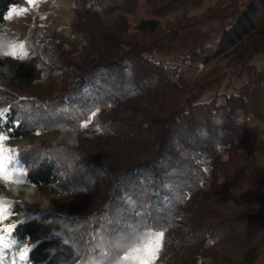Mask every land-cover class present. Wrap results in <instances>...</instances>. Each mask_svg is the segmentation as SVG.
Returning <instances> with one entry per match:
<instances>
[{
    "label": "trees",
    "instance_id": "trees-1",
    "mask_svg": "<svg viewBox=\"0 0 264 264\" xmlns=\"http://www.w3.org/2000/svg\"><path fill=\"white\" fill-rule=\"evenodd\" d=\"M206 1L71 0L80 20L72 25L76 42L99 54L80 66L59 58V37L36 31V45L23 42L51 67L36 58L38 76L17 77L23 87L51 77L49 71L78 73L57 95L0 85L5 154L10 149L13 167L27 169L16 183L0 180V201L14 213L0 229L17 226L10 229L17 243L1 256L6 264L23 245L31 249L25 264H120L158 232V263L264 264V139L249 124L250 116L264 120V65L254 61L264 53V0H215L201 13L161 22ZM27 5L0 0V44L14 36L8 10ZM139 7L145 13L136 38H126V17ZM101 14L114 17L112 24ZM212 61L207 72L191 73ZM6 69L0 55V76ZM49 133L57 136L35 142ZM70 135L104 145L118 138L132 150L123 161L112 153L89 157ZM12 187H50L73 197L99 187L101 200L63 212L4 195Z\"/></svg>",
    "mask_w": 264,
    "mask_h": 264
},
{
    "label": "rangeland",
    "instance_id": "rangeland-1",
    "mask_svg": "<svg viewBox=\"0 0 264 264\" xmlns=\"http://www.w3.org/2000/svg\"><path fill=\"white\" fill-rule=\"evenodd\" d=\"M214 1L215 0L206 1L203 7H190L187 9H182L181 11L175 13H171L161 18V22L166 23L168 21H176L185 12L189 15L201 13L209 4H212ZM27 3L29 5L22 7H11L8 10L9 12L13 8H15L20 11V14H13L11 19H6V26L14 32V36L11 39H8L0 44V55L4 58L7 67L5 74L3 76H0V85H5V87L7 88H19V92L35 93L41 90L39 94L46 93L45 95H47L53 93L52 95H57L58 93L62 92V90L73 80L78 71L67 68L63 71H55V76L52 75L53 71H49L48 75H51V77L42 82H36V85L34 87H23L17 77H25L28 81H31L32 79H34V77H37L39 68L36 62V58L40 60L41 65L49 66V64H46L48 60L41 59L39 55L37 56L35 51L34 56L28 53L24 47L23 42L25 43V41L27 42L31 40V45H36V31H38L40 35H43L45 37H59L65 41V43L59 44L62 47L61 55L59 56V58H61V60H73V65L75 64L78 66L83 64L82 58L84 59L86 56L98 57L99 54L95 51L94 46L89 47L88 45H83V43L76 42L77 40L73 35L74 31L72 25L75 24L78 26L80 20L76 17V11L73 8L71 0H27ZM29 6L33 9L31 10ZM144 13L145 9L143 7H139V10L135 15H127V21L125 22L123 28L126 38H130L133 36L134 38H136L137 32L134 27L136 22L141 18V15ZM113 18L106 14H101V19L104 20V23L106 25L110 23L112 24V21H114ZM120 24L116 27L120 28ZM27 48L29 47L27 46ZM153 53H156V51L154 50ZM254 61L256 64L264 65V53L256 56L254 58ZM224 63L225 61H219L220 66L224 67ZM57 64L58 67H60V62H58ZM213 65V61L209 64L198 62L191 70V73H194V76H196L197 74H203L207 72ZM50 69L51 67L49 66V70ZM227 82H230L231 84V81H229L228 77H225L223 79V83L226 84ZM234 83L237 84L238 80L235 79ZM140 105L145 106L146 102H142ZM116 113H121L119 107L115 109L114 114ZM123 115L127 116L128 114L124 113ZM135 119L142 120L140 115L136 116ZM249 124L253 136L256 138L264 139V120H259L254 118L253 116H250ZM56 136L57 135L55 133H49L44 137H41L43 139H36L35 142L40 144V142H45L47 140H50L51 138L53 139ZM70 137L72 140H69L68 138L67 139L72 142V145L77 149L85 151L89 157L112 159L110 155L112 153L115 158H118L119 161L120 159H122L123 161L124 155L126 156L127 152H131L132 150L131 147L127 146L126 140L118 138H116L117 143L111 141L110 143L104 145L100 143V141L85 139L78 135H70ZM11 189L4 195H11V197H16L20 200L22 199L23 201H27L30 204H36L37 206L42 208H51L53 210H61L63 212H70V207L74 205L80 208L89 207L92 205L95 206V204H98L101 200L99 187H96L94 192L89 191L87 193V196L79 194L78 196L75 195V197L63 195L62 192L50 187H33L28 190L22 187H12ZM8 197L9 196L5 198L7 199ZM186 229L187 227L185 226V224H181L179 227V230L181 231H184ZM160 244L161 240L157 242V235H152L147 238L142 244L137 246L133 251L124 255L121 258L120 264H144L145 261H147V264H162V262L158 263ZM174 247L175 246H173L172 248L175 249ZM7 262V260L0 256V264H6ZM163 264H165V262H163Z\"/></svg>",
    "mask_w": 264,
    "mask_h": 264
},
{
    "label": "snow or ice",
    "instance_id": "snow-or-ice-1",
    "mask_svg": "<svg viewBox=\"0 0 264 264\" xmlns=\"http://www.w3.org/2000/svg\"><path fill=\"white\" fill-rule=\"evenodd\" d=\"M23 11V10H21ZM13 14L19 15L20 11L13 8L8 12L5 19H11ZM6 122L2 118H0V133L4 132L2 128V124ZM7 134H0V180H3L5 183H16L15 176L26 175L27 169H19L18 166H15V160L13 159V154L11 150H8V154H5V141L8 139ZM13 210L8 202L0 201V221H5L13 215ZM15 225H9L8 227L0 229V256L8 253L12 250L13 246L17 243L15 239L12 238V231L10 229L15 228ZM5 235H7L10 239L9 243H5ZM157 242H159L164 233L158 232L157 234ZM31 249L27 245H23L20 248L15 250V258L12 260V264H16V261L19 260L21 264H25L26 261L29 260L28 253ZM147 264V261L144 262Z\"/></svg>",
    "mask_w": 264,
    "mask_h": 264
}]
</instances>
